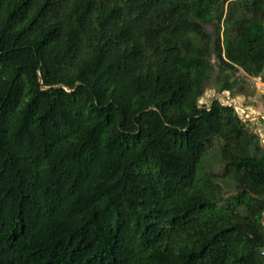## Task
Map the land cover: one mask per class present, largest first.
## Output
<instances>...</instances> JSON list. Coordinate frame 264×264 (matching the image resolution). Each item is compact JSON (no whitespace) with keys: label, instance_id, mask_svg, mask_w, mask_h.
<instances>
[{"label":"trees","instance_id":"16d2710c","mask_svg":"<svg viewBox=\"0 0 264 264\" xmlns=\"http://www.w3.org/2000/svg\"><path fill=\"white\" fill-rule=\"evenodd\" d=\"M248 78L264 0H0V264H264Z\"/></svg>","mask_w":264,"mask_h":264},{"label":"rangeland","instance_id":"374dc122","mask_svg":"<svg viewBox=\"0 0 264 264\" xmlns=\"http://www.w3.org/2000/svg\"><path fill=\"white\" fill-rule=\"evenodd\" d=\"M209 31L212 30L209 29ZM242 74V72L237 73V75L241 76ZM239 83H241L238 85V89L241 90L240 92L229 93V91H226L224 92V96L231 98L237 106L248 108L250 110L248 113L249 115H257V117L261 115L264 118V84L261 82V79L248 78L244 79L243 83L241 81H239ZM214 90H217V86H215L214 82H209L207 85V94L209 93V95H212V93H216ZM250 125L251 130L256 134H260L261 129H264V123L261 125L260 121H253ZM219 145L220 142L218 140H214L212 145L207 148L202 157V165L204 171L207 173L218 174L223 168V163L220 161L217 153ZM226 181L227 182L224 183L220 182L225 197L234 192L231 181L228 179H226Z\"/></svg>","mask_w":264,"mask_h":264},{"label":"built area","instance_id":"2783aa9c","mask_svg":"<svg viewBox=\"0 0 264 264\" xmlns=\"http://www.w3.org/2000/svg\"><path fill=\"white\" fill-rule=\"evenodd\" d=\"M215 97H218L219 100L224 105L232 106L242 121H244V122H253L254 121V119H252L253 115L248 114L250 112V110L248 108H242L240 106H237L236 103L231 100V98H229L228 96H224V92H223V94L222 93L221 94L212 93V95H209V93L208 94L206 93V99L205 100H206V102H209L210 99L215 98ZM203 100L204 99L200 100L201 104L204 103ZM258 135L260 138V143H261L262 147H264V129L263 130L261 129L260 134H258Z\"/></svg>","mask_w":264,"mask_h":264},{"label":"clouds","instance_id":"9594fccd","mask_svg":"<svg viewBox=\"0 0 264 264\" xmlns=\"http://www.w3.org/2000/svg\"><path fill=\"white\" fill-rule=\"evenodd\" d=\"M261 79V78H260ZM226 92V91H225ZM230 93V92H229ZM218 94V93H217ZM259 116V115H258ZM253 117H256L255 119H254V122H256V121H259L260 119L263 121L262 123H261V125L264 123V118L262 117V116H259V117H257V115L256 116H254L253 115ZM252 123V122H251ZM253 124H255V123H253ZM258 135V134H257ZM259 136V135H258Z\"/></svg>","mask_w":264,"mask_h":264},{"label":"water","instance_id":"95a60500","mask_svg":"<svg viewBox=\"0 0 264 264\" xmlns=\"http://www.w3.org/2000/svg\"><path fill=\"white\" fill-rule=\"evenodd\" d=\"M261 116V115H260ZM256 117H253L252 119H255Z\"/></svg>","mask_w":264,"mask_h":264}]
</instances>
